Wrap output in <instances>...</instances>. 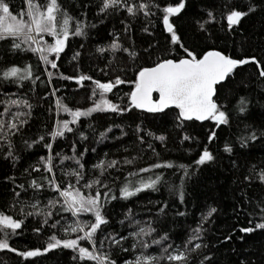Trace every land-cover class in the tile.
Masks as SVG:
<instances>
[{
	"label": "snow or ice",
	"instance_id": "obj_1",
	"mask_svg": "<svg viewBox=\"0 0 264 264\" xmlns=\"http://www.w3.org/2000/svg\"><path fill=\"white\" fill-rule=\"evenodd\" d=\"M21 3L20 13L16 15L8 0H0V87L15 85L23 89L28 84L39 83L47 90L37 98L53 100L55 111L49 108L51 131L31 137L29 118L33 105L19 94L12 98L5 92L6 98L0 99V159L16 168L23 150L43 143L47 151L46 156L23 168L19 177L15 174L3 177L5 185H11L9 207L13 210L18 207L19 218L0 211V250L15 253L26 264L30 258L58 249L71 250L73 264H192L194 254H198L196 264H216L213 253L217 245L223 246L233 237L244 241L257 231L264 234V198L253 199L243 188L235 193L237 202L232 211L233 219L244 216L247 226L237 223L215 244L203 242L211 227V218L217 212L211 204L197 213L196 225L188 228L182 247L170 239L167 224L163 222L169 211L166 202L159 203L155 217L145 221L137 220L132 209H125L122 219L117 221L121 227L127 223L125 232L105 231L111 222L114 201H129L141 192L159 191L163 184L182 206L186 203V184L193 177L199 178L203 169L215 171L218 161L227 158L231 168L238 172V162L232 159L237 145L239 149H251L253 144L264 142V127L244 123L254 103L264 108V0H68L67 6L61 0H21ZM93 8V19L89 20ZM190 10L195 22L192 31L184 33L177 22ZM257 12L262 17L260 28L246 33L242 27L244 20ZM109 20L112 22L107 32L110 39L86 51L89 30ZM137 24L140 25L138 32L134 27ZM157 31L162 39L157 37ZM71 38H80L82 43L70 57V61L76 62V74L66 75L60 71L58 60L62 53L67 54L66 42ZM229 47L240 54H234ZM18 53H31L36 63L18 66L13 62ZM85 56L105 61L96 71L102 72L106 80L101 82L81 70ZM247 67L253 71L245 72ZM57 79L73 81L77 88H83L84 82L90 81L89 106L70 107L58 95ZM122 85H128L129 90L120 95L118 86ZM114 89H117L115 102L108 98ZM29 90L35 92L34 87ZM93 113L127 118L134 125V140L127 147L122 145L121 150L127 153L134 148L136 154L116 159L105 153L95 163L87 164L89 147L93 152L97 149L88 144L90 137L82 128L98 144L127 136L125 125L115 122L108 123L107 127L78 124L81 118L87 119ZM62 114L68 118H60ZM165 116L171 117L170 126L178 133L181 145L185 142L198 145L195 150L198 155L191 164L160 159L154 145L158 142L161 149H166L167 132H154L143 121ZM233 120L244 123L243 134L237 135L235 141L225 138L222 146L217 145L218 150L213 152L211 146L219 138L218 129L230 128ZM205 122H211L205 129L206 142L189 130L194 123L202 127ZM114 128L120 129L119 136L112 135ZM68 134L85 143L79 146L73 143L71 155L54 153L53 141L66 140ZM46 136L49 139L45 140ZM185 151L191 153L193 149L189 147ZM145 152H150L156 161L136 167ZM65 161H71L72 166L65 167ZM125 166L133 170L124 171ZM173 167L180 172L179 184L169 183L164 173L157 171ZM121 171L124 172L122 181L118 176ZM254 180L264 185V168L249 167L241 183L250 185ZM236 182L234 178L232 183ZM45 190L51 194L47 201L36 199ZM29 192L31 199H20ZM61 213L70 214V219ZM85 214L90 219H82ZM186 214V210L179 208L172 213L174 217ZM25 216L39 220V226L31 229L37 236H43L46 229L51 231L42 247L18 250L11 246L10 240L19 235L17 230L23 231ZM84 241L87 246L82 244ZM153 246L158 252L151 251ZM232 252L235 254L236 250ZM237 259L238 264H254L252 260Z\"/></svg>",
	"mask_w": 264,
	"mask_h": 264
},
{
	"label": "trees",
	"instance_id": "obj_2",
	"mask_svg": "<svg viewBox=\"0 0 264 264\" xmlns=\"http://www.w3.org/2000/svg\"><path fill=\"white\" fill-rule=\"evenodd\" d=\"M8 2L13 6L12 11L13 14L19 15L20 8L22 7L21 0H8ZM43 2V0H40ZM61 2L67 6L68 0H61ZM211 2V0H209ZM95 9H91L89 13V20H92L91 12H94ZM261 15L259 12L255 16H251L249 19H245L243 22V29L246 33L251 34L261 25ZM93 22H95L93 20ZM195 22V18L192 15V10L185 14L184 17L181 18L177 23L184 33H189L192 31L193 25ZM118 24V21H117ZM112 22L106 21L105 25H98L96 29H90L91 35L89 36L88 42L86 44V51H91L95 44L100 43L103 44L110 38L107 35L108 29L111 28ZM137 32L139 31L140 25H134ZM157 37L162 39L159 36V32L157 31ZM49 42L51 41L50 37H45ZM137 39H141L138 35ZM144 39H147L144 37ZM66 46V55L64 53L61 54V58L58 60L59 69L66 75H75V61H70V57L72 52L80 47L82 43L80 38H71ZM234 54L239 55L235 49L230 48ZM252 49H249L251 52ZM2 59V58H0ZM13 62L17 63L18 66H23L24 63L35 64L36 60L32 57L31 53H18L15 57H13ZM105 63L104 60H98L94 57H87L81 61L80 67L81 70L85 73L92 75L94 78L100 79L101 82L107 79L102 72L96 71L97 67H103ZM247 73H251L253 69L251 67H247L244 70ZM40 75L39 72L36 73ZM239 79V77H237ZM41 79H45L41 76ZM55 85L59 89L58 95L64 98L65 102L70 107H88L91 103L87 100V95L91 90V82H84L83 88H77L73 81H61L55 80ZM35 88V92L29 89ZM120 95L123 92L129 90L128 85L118 86ZM47 90L42 87L39 83L35 86L28 84L23 89H17L15 85H7L4 87H0V99H5V92L15 98L16 94H19L21 98H27L29 103L33 105L31 109L32 115L29 118L30 133L29 136L35 137L41 135L47 131H51L52 119L50 118L52 114L49 112V108L54 109V101L46 98L41 101L37 98L38 94L43 95V92ZM114 93H117V89L113 90V93L108 94V98L112 99L113 102L116 100V96ZM243 94V93H242ZM0 110H2V105H0ZM27 111L26 109H22ZM264 108L260 106L258 103H254V107L251 109V115L247 121L244 123H250L256 127H264ZM62 119H67V114H62ZM170 116H165L163 118L149 117L147 120H144L143 123L146 127H149L154 132L166 131L168 140L166 144V149H161L159 143L157 142L154 146L160 154L161 160L172 161L174 164H191L192 161L198 155V152L195 151L198 145L195 142L189 144L185 142L181 145L178 142V133L174 128L170 126ZM115 122L117 124L125 125V131L127 132L126 137H120L119 141L112 140L111 138L107 140L104 144H98L95 142V139L92 137V134L88 132L87 129H83L86 132V135L90 137L88 141L89 145H94L97 149L96 152L89 150L86 153V162L87 164L95 163L99 156L107 153L109 158L118 159L121 156H131L136 154V149H131L129 152L125 153L121 150V146L127 147L130 142L134 140L133 136V127L134 125L129 124V120L121 119L120 117L115 116V114L110 113H93V115L87 119L81 118L78 121V124L83 126V124H91L93 127H96L98 124L102 125V127H107L108 123ZM244 123L233 120L231 127L221 126L218 129L219 138L215 144H212V151L216 152L217 145H221L224 142L225 138H228L232 141L236 140V136L243 134L244 131ZM211 122H205L201 127L200 124L194 123L189 129L194 134H196L201 140L206 142V132L205 129L209 127ZM98 128L97 131L102 130ZM120 129L114 128L112 135L119 136ZM49 139L47 136L45 140ZM54 143V153L55 152H63L64 154L71 155V145L76 143L78 146L84 144L71 134H68L67 139L56 138ZM17 144H19V140L17 139ZM191 147L193 151L191 153L185 151V149ZM199 147H203V144H200ZM237 152L232 157V159L238 162L239 171H235L231 168L230 162L227 158L218 161L215 166V171L210 168H205L201 171L200 177H193L185 186V201L184 205H179L175 196L168 190V188L161 184L159 186V191L151 192L144 191L137 194L136 197L130 198L129 201H114L113 207L110 209L111 214V222L108 226L105 227V231L116 230L119 232H125L128 225L125 223L123 227L117 223L118 220L122 219V214L125 209H132V213L135 218L140 221H145L148 217H155V209L159 203L166 202L168 205V215L163 218V222L167 224V228L170 232V239L175 242V244L183 246V242L187 237V231L189 227H195L197 222V213L206 210L207 206L211 204L212 206L217 208V212L213 214L211 218L210 224L211 227L205 233L203 237V242L207 244H215L218 238H222L224 234L227 233L228 230L235 227L237 223L241 226H247V220L244 216L239 217L238 220L233 219V206L237 202V198L235 193L240 191L241 188L245 192H247L248 196L253 199L264 198V185H261L258 180H254L250 185H246L241 183L243 175L248 173L249 167L255 165L257 169L264 168V142L255 143L252 145L251 149H239L237 145ZM83 150V148H81ZM47 155V151L43 147V143L38 146H34L33 149L23 150L22 158L17 161V167L13 168L10 163L5 162L3 159H0V211H4L5 214H12L14 218H19L18 207L13 210V208L9 207L11 202V196L8 192V189L11 185H5L3 182L4 175L15 174L19 177L22 173L23 168L28 167L29 165L35 163L40 156ZM156 158L152 156L150 152H145V154L141 157L140 160L137 161L136 167H145L149 163H154ZM65 167H70L71 161L64 162ZM131 166H125L124 171H132ZM157 171H162L164 173V178L172 184H179V176L180 172L176 170L175 167L172 169H159ZM57 176L60 175L59 171H57ZM33 175H37L33 173ZM145 175V174H141ZM119 180H123L124 172L121 171L118 173ZM236 178V184H233V179ZM119 183V181H118ZM51 194L45 190V192L40 193L36 196V199H42L43 202H46ZM118 195V191H117ZM21 200L31 199V192H29L28 196H21ZM184 211L186 210L187 214L184 217H174L172 213H174L177 209ZM26 212L31 211V209H25ZM61 216H64L66 219H70V214L61 213ZM82 219H90V217L85 214L81 217ZM25 224L23 227V231L17 230L19 235L14 236L10 240V244L12 247L18 250H28L34 247H42L48 235L51 234L50 230H44L43 236H37L32 232V227L39 226V220L33 219L31 217L25 216ZM57 235L61 236L59 231H57ZM236 235H240L236 233ZM129 243H131L129 241ZM84 246H87V242H82ZM264 234L257 231L255 233L249 234L246 236L244 241L236 240L235 237L229 242H224L223 246L217 245L216 250L214 251V256L216 258V264H238L237 257L241 259H248L254 261V264H264V259H262V255H264ZM232 249H235L236 252L233 254ZM247 249V252H245ZM153 252H158V249L153 246L151 249ZM73 253L71 250H52L50 253L45 254L41 257L30 258L28 264H73L71 259ZM198 254L193 255L192 264H196V258ZM124 258H129L125 256ZM0 264H26V261L17 257L15 253H9L6 250H0ZM87 264H91V262H87Z\"/></svg>",
	"mask_w": 264,
	"mask_h": 264
}]
</instances>
